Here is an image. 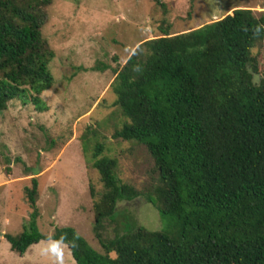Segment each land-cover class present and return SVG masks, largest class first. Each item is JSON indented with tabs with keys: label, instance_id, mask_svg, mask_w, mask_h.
<instances>
[{
	"label": "trees",
	"instance_id": "trees-1",
	"mask_svg": "<svg viewBox=\"0 0 264 264\" xmlns=\"http://www.w3.org/2000/svg\"><path fill=\"white\" fill-rule=\"evenodd\" d=\"M151 1L166 14L161 0ZM49 3L0 0V112L16 98L37 103L32 92L53 83V51L41 33ZM162 23L160 35L138 43L122 65L90 68L113 73L110 89L127 120L110 137L150 157L157 183L142 195L162 227L135 225L100 238L97 228L112 219L116 203L139 192L118 180L116 158L102 155L96 141L90 155L99 185L88 184V194L101 250L71 226L40 233L30 177L22 187L28 218L19 232L3 235L10 251L50 239L74 264H264V71L252 52L264 42V16L234 8L178 33Z\"/></svg>",
	"mask_w": 264,
	"mask_h": 264
},
{
	"label": "rangeland",
	"instance_id": "rangeland-1",
	"mask_svg": "<svg viewBox=\"0 0 264 264\" xmlns=\"http://www.w3.org/2000/svg\"><path fill=\"white\" fill-rule=\"evenodd\" d=\"M161 1L165 15L151 0H50L41 33L53 51L48 64L53 83L37 95L32 92L37 103L16 98L0 112V264H74L66 247L50 239L31 244L22 254L9 250L3 235L19 232L28 218L22 187L30 177L37 180L40 233L49 236L55 227L71 226L101 250L88 194V184L95 190L99 185L90 155L96 141L103 144L102 155L116 158L118 180L139 192L116 203L112 219L97 228L100 238L135 225L162 227L156 209L142 195L157 183L150 157L142 146L110 137L127 119L110 89L109 68L122 65L141 41L159 36L162 18L171 33H178L234 8L264 16V0ZM252 52L264 71V42H257ZM97 61L109 68L90 69Z\"/></svg>",
	"mask_w": 264,
	"mask_h": 264
}]
</instances>
